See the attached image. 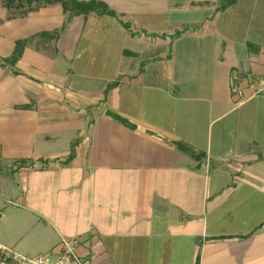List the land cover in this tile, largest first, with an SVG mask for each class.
Returning <instances> with one entry per match:
<instances>
[{
  "label": "crops",
  "instance_id": "obj_1",
  "mask_svg": "<svg viewBox=\"0 0 264 264\" xmlns=\"http://www.w3.org/2000/svg\"><path fill=\"white\" fill-rule=\"evenodd\" d=\"M98 1L45 39L61 5L0 0V245L264 264V0Z\"/></svg>",
  "mask_w": 264,
  "mask_h": 264
},
{
  "label": "trees",
  "instance_id": "obj_2",
  "mask_svg": "<svg viewBox=\"0 0 264 264\" xmlns=\"http://www.w3.org/2000/svg\"><path fill=\"white\" fill-rule=\"evenodd\" d=\"M4 7L6 8H13L17 3L21 6H28L30 7L32 4H37L38 6L42 5H61L65 9V13L67 14V21L64 27L60 31H55L53 33H43L41 34L42 38L50 39L55 38L59 35V33L65 29L67 23L71 20L73 16H80V15H88L90 13H98L100 15L116 17L117 14L115 11L111 10L104 2L98 0H90V1H79V0H2ZM221 8L225 9L232 3V0H221ZM27 41H19L16 45V49L13 55L7 59H3L4 64H14L16 63L19 58L21 57L24 46ZM0 64L2 61L0 59ZM183 150H186L185 147H180ZM74 157V152L72 151L68 161L72 160ZM3 167L0 165V172L3 170Z\"/></svg>",
  "mask_w": 264,
  "mask_h": 264
},
{
  "label": "built area",
  "instance_id": "obj_3",
  "mask_svg": "<svg viewBox=\"0 0 264 264\" xmlns=\"http://www.w3.org/2000/svg\"><path fill=\"white\" fill-rule=\"evenodd\" d=\"M236 82L237 78L235 77L230 84L231 93L242 97L243 89ZM250 88L257 93L264 92V75L254 80L250 84ZM77 249L78 240L71 238L64 240L56 253L30 258L0 245V264H8L10 261L18 264H91L80 257Z\"/></svg>",
  "mask_w": 264,
  "mask_h": 264
},
{
  "label": "rangeland",
  "instance_id": "obj_4",
  "mask_svg": "<svg viewBox=\"0 0 264 264\" xmlns=\"http://www.w3.org/2000/svg\"><path fill=\"white\" fill-rule=\"evenodd\" d=\"M176 17H178V16H176ZM184 17H186V16H184Z\"/></svg>",
  "mask_w": 264,
  "mask_h": 264
}]
</instances>
